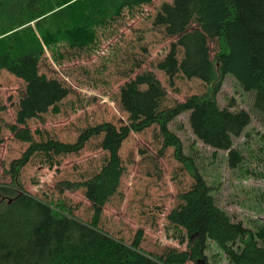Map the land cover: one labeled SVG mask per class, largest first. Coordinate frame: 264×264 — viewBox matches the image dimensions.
<instances>
[{
    "label": "trees",
    "instance_id": "trees-1",
    "mask_svg": "<svg viewBox=\"0 0 264 264\" xmlns=\"http://www.w3.org/2000/svg\"><path fill=\"white\" fill-rule=\"evenodd\" d=\"M152 2L0 0V71L25 83L16 124L9 129L29 145L11 164V183H0V264H216L221 255L228 264H264V224L251 229L235 221L217 201V187L208 183L195 159L184 154L181 140L170 130L171 123L189 113V126L200 143L228 152L231 169L245 168L255 176L245 167V156L235 141L243 136L247 142L253 117L264 125V0H173L156 12L153 26L176 39L157 69L170 86L176 78L201 81L207 87L202 94L167 107V90L154 72L145 71L120 89L119 104L128 116L120 128L112 123L87 127L76 142L63 143L36 141L38 132L28 127L29 121L49 112L59 114V105L71 94L64 82L40 73L46 52L59 66L72 55L98 53L102 31ZM227 75L243 92L254 93L249 111H234L232 101L226 108L220 106L218 94ZM153 126L159 127L165 148H174L175 158L194 180L167 217L175 230L183 232L177 240L187 249H170L160 256L141 250V232L127 244L100 228L104 209L124 175L122 143L132 133ZM100 137V147L108 153L101 170L84 182L60 184L62 190H84L92 206L90 222L74 217L63 202L32 196L22 188L19 173L34 158H43L52 168L55 158L78 155L87 142ZM213 247L217 255L211 257Z\"/></svg>",
    "mask_w": 264,
    "mask_h": 264
},
{
    "label": "rangeland",
    "instance_id": "rangeland-1",
    "mask_svg": "<svg viewBox=\"0 0 264 264\" xmlns=\"http://www.w3.org/2000/svg\"><path fill=\"white\" fill-rule=\"evenodd\" d=\"M167 2L173 0H153L133 16L126 14L109 31H102L98 53L72 55L69 61L59 66L51 53L46 52L40 73L64 82L71 94L59 105V114L49 112L28 122L31 131L38 132L34 135L36 141L54 139L74 143L87 127L103 123H112L117 128L126 125L128 116L119 104L120 89L145 71L154 72L167 90V107L207 90L201 81L183 78H176L170 86L168 77L157 69V63L176 42L175 38H168L163 30L153 26L156 12ZM210 47L214 50L215 43H210ZM24 91L22 80L6 70L0 71L2 184L11 183V164L22 158L29 147L18 141L9 129L16 124L17 107ZM251 94L243 92L237 81L227 75L218 102L226 108L232 101L234 111H249L254 96ZM188 118L189 113H184L170 124V130L181 140L184 154L193 157L208 183L217 187L215 196L220 206L247 228L264 224V125L253 117L247 129L250 134L247 142L243 136L235 141L245 156V167L254 171V176L245 168L231 169L227 164L228 152L215 151L200 143L191 131ZM162 139L159 127L153 126L144 132L132 133L124 140L119 151L124 175L117 194L105 207L100 223L103 231L127 244H131L141 232V250L156 256L170 249H187L177 240L183 232L175 230L167 217L179 205V195L188 191L194 182L184 164L175 158L174 148H165ZM100 141L102 137L90 140L78 155L55 158L52 168L43 158H34L19 173L22 188L32 196L61 201L74 217L90 222L92 206L85 198L84 190H62L60 184L84 182L101 170L108 153L100 147ZM209 252L211 257L217 253L215 247ZM216 260V264H228L224 255Z\"/></svg>",
    "mask_w": 264,
    "mask_h": 264
}]
</instances>
